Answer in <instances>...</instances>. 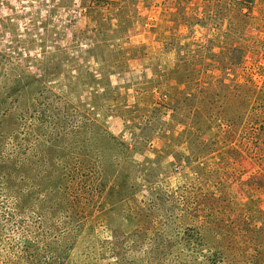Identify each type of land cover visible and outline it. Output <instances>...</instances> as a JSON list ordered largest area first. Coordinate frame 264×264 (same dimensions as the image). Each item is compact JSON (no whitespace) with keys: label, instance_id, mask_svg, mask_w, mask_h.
<instances>
[{"label":"rangeland","instance_id":"obj_1","mask_svg":"<svg viewBox=\"0 0 264 264\" xmlns=\"http://www.w3.org/2000/svg\"><path fill=\"white\" fill-rule=\"evenodd\" d=\"M0 264H264V0H0Z\"/></svg>","mask_w":264,"mask_h":264},{"label":"trees","instance_id":"obj_2","mask_svg":"<svg viewBox=\"0 0 264 264\" xmlns=\"http://www.w3.org/2000/svg\"><path fill=\"white\" fill-rule=\"evenodd\" d=\"M228 4V3H227Z\"/></svg>","mask_w":264,"mask_h":264}]
</instances>
